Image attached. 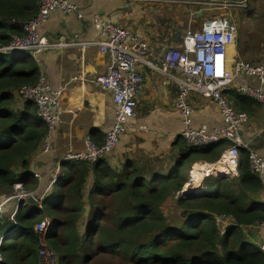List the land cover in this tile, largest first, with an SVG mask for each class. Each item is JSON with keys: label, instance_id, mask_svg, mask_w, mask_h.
<instances>
[{"label": "trees", "instance_id": "16d2710c", "mask_svg": "<svg viewBox=\"0 0 264 264\" xmlns=\"http://www.w3.org/2000/svg\"><path fill=\"white\" fill-rule=\"evenodd\" d=\"M37 2L0 0V48L12 35L22 34L7 21L32 19ZM38 77L39 66L28 53L0 54V197L9 196L16 184L26 191L39 186L27 171V158L39 149L45 126L34 104L25 103L18 111L14 99L18 88L35 85ZM226 147L185 145L176 165L161 173L132 161L115 170L107 158L66 163L49 199L29 200L13 220L0 217V264H38L34 227L40 219L50 222L43 240L60 264H263L264 254L245 241L241 230L264 221V208L245 204L249 192L262 188L249 169L246 150H240L237 180L205 177L200 194L174 196L187 182L193 159L215 161ZM18 166L25 172L17 173ZM48 184L42 185L43 192ZM168 198L174 207L164 214L161 207ZM191 211L204 213L191 217ZM222 214L231 216L234 225L221 236L215 217Z\"/></svg>", "mask_w": 264, "mask_h": 264}, {"label": "built area", "instance_id": "2783aa9c", "mask_svg": "<svg viewBox=\"0 0 264 264\" xmlns=\"http://www.w3.org/2000/svg\"><path fill=\"white\" fill-rule=\"evenodd\" d=\"M140 4H148L153 8L162 9L166 6L182 7L189 11L191 19L198 18L203 10H210L214 14L206 22L198 25L197 30L191 26L195 21L188 22V29L181 37V50L169 48L160 56L150 54V48L145 41L139 40L128 28H122L110 20L93 17V25L98 32L95 41L75 44L72 42H50L41 35L39 29L47 22L50 15L56 11L63 15L73 14L82 19L83 14L78 6L70 0H38L37 13L29 20L10 18V25L19 27L21 35H12L11 41L0 48V54L28 53L36 63L39 57L48 51L68 49L80 46L82 49L97 47L100 55L106 57L107 64L104 74L97 75L91 81L99 89L110 93L114 107V123L105 133L102 145L94 144L89 137L84 139V153H66L59 165L54 169L52 178L41 197L30 192L14 194L11 200L25 203L23 200L41 201L46 192L51 189L60 174V164L70 161H82L93 164L107 156L120 143L130 121L135 116L137 96L139 94L141 77L137 70L143 65L161 74L170 81L177 90L174 108L179 113L182 122L180 137L191 147H205L218 143H226L219 160L214 164H194L189 169L187 184H195L194 173L198 172L202 178L219 177L215 170L218 166L225 170L230 179L239 177L237 171L240 160V150L246 148L241 139V130L247 123V114L237 111L226 98V92L232 88L235 80L246 81V84L235 88V91L252 100L264 104V61L250 63L240 59L234 51L238 25L236 18L241 19L250 10L256 0H126ZM198 9L196 11H193ZM242 28V26H241ZM232 49V52L230 51ZM39 66V64H38ZM76 80V78H75ZM249 82H252L249 84ZM191 94L208 99L216 107L222 122L220 130L207 132L205 127L195 129L192 125L193 108L188 101ZM61 91H54L39 72L38 81L32 86H22L15 92L16 103H32L36 106L37 116L45 125V135L39 147V154H50L58 126L55 107L59 103ZM144 130V128H141ZM248 166L253 175L259 178L264 189V159L251 149H247ZM35 179L39 175L33 173ZM184 185V187H185ZM21 184L15 185L19 188ZM200 185H198V188ZM15 191V189H14ZM201 193V188L198 194ZM183 195V191L176 193V197ZM193 196V195H191ZM5 203L0 204V213L4 211ZM23 206V207H24ZM14 216V212H13ZM219 222H234L232 217L224 214L218 216ZM264 229V221L252 225ZM50 227L46 219L40 221L35 228L39 240L37 248L38 264H60L57 253L43 240V236ZM227 229L221 230L224 235ZM264 254V246L260 247ZM264 264V263H263Z\"/></svg>", "mask_w": 264, "mask_h": 264}, {"label": "crops", "instance_id": "0c3cea01", "mask_svg": "<svg viewBox=\"0 0 264 264\" xmlns=\"http://www.w3.org/2000/svg\"><path fill=\"white\" fill-rule=\"evenodd\" d=\"M70 1L78 6L83 18L77 19L73 14L63 15L58 11L52 13L39 29L41 35L48 41L75 44L95 41L98 32L92 19L96 16L130 29L139 40L148 44L150 54L153 56H160L169 48L181 50V37L188 29L189 22V11L184 8L172 13L171 10L167 12L164 7L157 9L148 4L126 0ZM253 5L255 10L253 24L246 31L240 26L233 52L236 51L243 61L257 63L264 61V0H256ZM213 14L210 10L201 11L197 16L204 19L199 25L208 21ZM106 64V57L100 55L97 47L82 49L80 46H74L48 51L39 57V72L44 75L52 90L61 91L59 103L54 109L58 126L52 152L39 154L37 150L27 158V171L40 177L37 179L39 192H43L42 185L50 181L54 169L66 153H84L86 137L94 144L102 145L105 133L113 125L114 107L110 93L91 83L97 75L104 74ZM137 70L141 82L135 116L120 143L107 156V161L115 170H119L126 161H132L138 167L145 166L148 172L161 173L176 165L181 149L187 145L180 137L182 122L174 108L177 90L164 76L148 67L138 65ZM243 84H246V81L235 80V86L230 88L226 95L228 98L229 94L231 101L228 100L233 107L248 117L240 134L246 147L242 150L251 149L264 159V104L237 93L235 88ZM188 101L194 111L192 125L195 129L205 127L207 132H212L222 128L218 110L210 100L191 94ZM16 109L22 111L23 105H18ZM222 145L227 146L226 143ZM221 154L222 152L220 156ZM219 158L214 161L201 160L197 157L189 163V167L196 163L214 164ZM62 165L61 169L66 163ZM16 170L17 173L25 172L20 166L16 167ZM224 173L222 176L228 178ZM202 180L200 175V180L196 182L200 185L201 192ZM187 183L188 180L185 184ZM91 184L92 177L89 176L86 191ZM247 196L245 204L254 203L259 208H264L263 188L249 192ZM169 203L171 198L164 202ZM222 215L215 217L221 230L234 225V222H219L217 217ZM224 215L230 218L228 214ZM241 230L245 241L261 251L260 247L264 246V229L246 225L242 226Z\"/></svg>", "mask_w": 264, "mask_h": 264}, {"label": "rangeland", "instance_id": "374dc122", "mask_svg": "<svg viewBox=\"0 0 264 264\" xmlns=\"http://www.w3.org/2000/svg\"><path fill=\"white\" fill-rule=\"evenodd\" d=\"M253 6L254 5H252V7L250 8V10H247L244 13V15L240 16V18H241L240 20L236 18V23H237L238 29H239L237 35H239V33H240V29H241L240 26H242V30L243 31H246L249 28V26H251V24H253V19L252 18H254V13H255V10H253ZM180 8H182V7L177 8L175 6H166L164 9L167 10V12H169L168 10H171L172 13H173V12L179 10ZM196 10H198V9H195L193 11H196ZM202 19H204V18L203 17H199V18H193V19H191L190 17H188V20H190V21L193 20V21L196 22V24H194V25L191 26V29L192 30H197L198 25L200 24V22L202 21ZM241 48L243 49L244 47L242 46ZM3 54L4 55H8V54H5V53H3ZM37 64H39V63H37ZM16 104H17V106L18 105H20V106L24 105V104H20V103H16ZM55 182L57 183V181H55ZM16 185H18V184H16ZM37 185H38V183H37ZM55 185L56 184L54 183L52 185L51 189L48 190L49 197L48 196H44L43 198H41V201H43L44 199H49L50 198V194L53 191V187H54V190L55 189L57 190V187ZM184 188H186V186ZM14 189H15V191H14ZM36 189H39V186H36L35 188H33V190H29V191L24 190L22 188V186H19V188H14L13 187V191H12V193L9 196H7V197H0V204L1 203H5V200H8L7 203L5 204L4 211L0 213V217H2V218H8V220H13V217H14L13 216V212L15 214L21 207L24 206V204L23 203H20V202L18 203L16 200H11V198L14 197V194L19 195V194L25 193V192H30V193H33L35 195H39V198H40L42 194L38 193L39 191H35ZM179 191H177V192H179ZM177 192H175V194H174L175 198H179V197H176V193ZM180 197H184V196H180ZM28 201L29 200H23V202L25 203V206L26 205H29ZM173 207H174L173 206V202L171 200V203H169V204H163L162 205L161 212L164 213V214H169V212L172 211V208ZM43 220H46V219H40L37 222V224L40 221H43ZM36 225H35L34 229L36 228ZM84 230H85V226L82 228V231H84ZM2 239L3 238H1V240ZM51 244L52 245L54 244V240L51 241ZM38 247H39V244H38ZM37 252H38V250H37Z\"/></svg>", "mask_w": 264, "mask_h": 264}, {"label": "bare ground", "instance_id": "6f19581e", "mask_svg": "<svg viewBox=\"0 0 264 264\" xmlns=\"http://www.w3.org/2000/svg\"><path fill=\"white\" fill-rule=\"evenodd\" d=\"M230 51L232 52V49H230ZM31 56V55H30ZM226 98H227V95H226ZM249 98V97H248ZM228 99V98H227ZM229 101V100H228ZM221 143H223V142H221ZM227 147H228V145H227ZM226 147V148H227ZM66 163H68V162H66ZM190 169V168H189ZM215 170L218 172V173H220V176H222L223 175V173L225 172V170L224 169H222V168H220V167H218V166H216L215 167ZM194 177H195V181L197 182L198 180H200V175H199V173L198 172H195L194 174ZM188 180H189V170H188ZM196 182H195V184H190V185H185L186 186V189L183 187V189L181 188V190L183 191V195L182 196H184V197H187V196H190V195H193V196H195L196 194H197V191H198V189H200V188H198V185L196 184ZM180 190V191H181ZM179 191V192H180Z\"/></svg>", "mask_w": 264, "mask_h": 264}, {"label": "water", "instance_id": "95a60500", "mask_svg": "<svg viewBox=\"0 0 264 264\" xmlns=\"http://www.w3.org/2000/svg\"><path fill=\"white\" fill-rule=\"evenodd\" d=\"M60 166H62V164H60ZM187 197L190 198V197H195V196H191L190 195V196H187ZM203 213L204 212H200V211H191V212L188 213V216H191L192 217V216H196V215L203 214Z\"/></svg>", "mask_w": 264, "mask_h": 264}]
</instances>
